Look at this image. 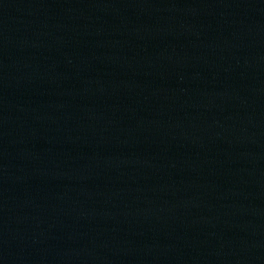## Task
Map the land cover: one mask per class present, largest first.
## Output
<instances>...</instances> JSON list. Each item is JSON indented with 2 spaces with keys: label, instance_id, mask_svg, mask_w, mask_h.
<instances>
[{
  "label": "water",
  "instance_id": "water-1",
  "mask_svg": "<svg viewBox=\"0 0 264 264\" xmlns=\"http://www.w3.org/2000/svg\"><path fill=\"white\" fill-rule=\"evenodd\" d=\"M0 264H264V0H0Z\"/></svg>",
  "mask_w": 264,
  "mask_h": 264
}]
</instances>
